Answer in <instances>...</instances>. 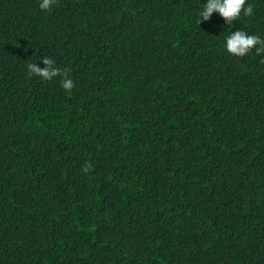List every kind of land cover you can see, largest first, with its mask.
I'll return each instance as SVG.
<instances>
[{"label": "trees", "instance_id": "1", "mask_svg": "<svg viewBox=\"0 0 264 264\" xmlns=\"http://www.w3.org/2000/svg\"><path fill=\"white\" fill-rule=\"evenodd\" d=\"M205 2L0 0V264H264V0Z\"/></svg>", "mask_w": 264, "mask_h": 264}, {"label": "clouds", "instance_id": "2", "mask_svg": "<svg viewBox=\"0 0 264 264\" xmlns=\"http://www.w3.org/2000/svg\"><path fill=\"white\" fill-rule=\"evenodd\" d=\"M55 4V0H38L39 9L50 11ZM213 13H217L226 24L232 25L234 20H238L242 15L252 16L253 5L248 0H206L202 4L197 14V23L209 21ZM224 50L233 57H244L255 51L260 56L264 54V38L256 34H249L247 31L237 29L231 31L224 37ZM264 62V61H262ZM43 64V67L40 66ZM27 71L44 81L59 79L60 86L71 91L74 88V81L67 69L57 66L56 61L50 57H41L37 62L27 64Z\"/></svg>", "mask_w": 264, "mask_h": 264}]
</instances>
